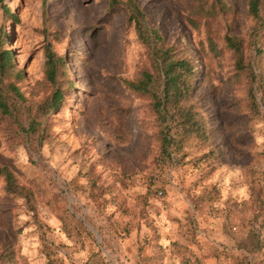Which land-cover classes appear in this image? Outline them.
Segmentation results:
<instances>
[{"label": "rangeland", "instance_id": "rangeland-1", "mask_svg": "<svg viewBox=\"0 0 264 264\" xmlns=\"http://www.w3.org/2000/svg\"><path fill=\"white\" fill-rule=\"evenodd\" d=\"M134 1L194 57L209 138L163 151L150 97L124 82L150 68L128 0H0V28L26 71V127L25 107L54 90L47 45L67 55L72 79L60 109L32 108L40 134L0 112V164L35 199L0 176V253L8 244L16 264H264V11L259 21L248 0H225L227 12L194 28L181 0ZM227 36L242 40L245 70Z\"/></svg>", "mask_w": 264, "mask_h": 264}, {"label": "trees", "instance_id": "trees-1", "mask_svg": "<svg viewBox=\"0 0 264 264\" xmlns=\"http://www.w3.org/2000/svg\"><path fill=\"white\" fill-rule=\"evenodd\" d=\"M181 1L186 20L194 28H200L202 23L218 18L230 8L225 0ZM127 5L129 20L135 23L139 39L148 48L150 68L144 69L136 79H125L124 82L131 91L150 97L151 108L160 122L159 132L163 151L168 155L172 154L171 149L175 142L193 135L207 140L208 121L202 105L195 100L193 94V81L197 73L194 57L184 54L183 47L168 45L160 30L150 26L145 12L134 0H128ZM248 9L249 15L254 19L263 21L264 0H248ZM5 10L13 14L7 6ZM207 27L209 28L210 24ZM227 44L233 51L236 68L240 71L245 70L247 65L242 40L237 36H227ZM210 49L217 54L220 53V49L213 42ZM45 57V78L54 90L39 104L25 107L28 112L26 127L21 115L26 97L19 85V82L25 78L26 71L17 65L14 50L7 46L6 32L0 28V112L11 115L14 122L26 132L33 131L40 134L44 129L43 125L34 119L32 108L42 107L49 111L60 109L66 101V88L72 87L67 55L59 54L51 45H47ZM249 69L247 73L250 78L249 93L252 104L256 106L254 86L257 75L253 68L249 67ZM0 176L4 177L8 192L19 193L26 196L30 203L34 202L32 190L18 182L9 166L0 164ZM15 256V250L4 244L0 253V263L16 264ZM194 261L195 264H200L199 259Z\"/></svg>", "mask_w": 264, "mask_h": 264}]
</instances>
